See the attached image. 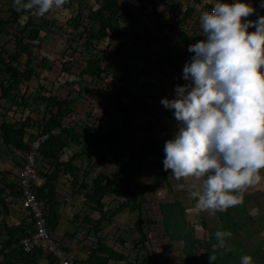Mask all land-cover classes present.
Masks as SVG:
<instances>
[{
    "label": "trees",
    "instance_id": "obj_1",
    "mask_svg": "<svg viewBox=\"0 0 264 264\" xmlns=\"http://www.w3.org/2000/svg\"><path fill=\"white\" fill-rule=\"evenodd\" d=\"M76 1L79 7H84L85 0H69ZM138 2H148L152 4L153 10L158 5H164L169 10L174 12L173 19H166L168 24L172 25V29L177 32V42L187 45L184 50H177L173 55V62L168 63L171 72L170 76L177 79L180 86L185 85L181 83L183 78V69L187 62H189L195 53L189 52V41H197L200 36V26L195 29L197 32L195 36H191L193 25H196V18L194 13L197 12L196 5H188L184 10H180L178 7H174L173 2L167 0H137ZM214 1L207 2L203 0H194V3L201 4L200 18L204 11H211L214 7ZM126 3H133L130 0H95L92 5L88 6L87 17L94 23V26L88 27L85 31L80 33L82 43L85 45L86 52L89 54L86 65L81 69L80 75V88L78 94H69L65 98H60L57 95H41V99L45 101L44 112L42 119L40 120L42 128L38 133H31L30 130L36 128L34 125L35 119L31 115H26L24 118L9 120V112L13 107L29 109L32 101L25 93L21 94V85L24 82H28L33 77L38 76V69L45 67L48 61L47 56H43L40 62H37V56L34 53L33 48L36 46V42L43 43L48 40L53 34L52 26L55 20L47 17H42L43 22L37 27L34 25V17L29 12L19 13L15 8H11V17L4 19L0 15V33H4L13 38L14 49L9 51L5 46L0 49V70L6 75L1 83L2 93L0 95L1 100H6L10 103H0L3 105V113H0L2 121L0 123V140L7 149H13L21 155L22 161L19 163V169L22 166V162L25 158V154L32 147L31 143L40 135H46V139L41 142L38 150V164L44 170H38L34 177L35 189L38 194L39 200L43 201L45 205V219L46 226L53 234L59 225L60 213L58 210V204H61V199L57 200L56 183L61 175L70 174L72 188L74 193H79L85 189L86 202L92 210H97L100 213V217L96 220L90 215H86V223H92L95 233L97 235L96 246L92 248V253L82 263L77 264H109L110 261L124 262L125 264H136V262H130L128 256L120 252L114 246L105 242L104 237L101 234H97L102 230L103 222H110L114 216L121 213L125 208H129L130 211L139 210L140 215L133 227L125 230L124 233L117 237V240L121 244L131 241L138 244L140 248H145L148 241V232L144 229V218L141 214L143 210L142 204L138 202V196L145 202L146 198L143 193H139L137 196L133 191L132 182L136 176V169L134 162L131 160L125 150L119 147L121 136L123 131L129 126L128 118L131 115L133 109L138 108V103L145 99L151 98L153 92H145L141 97H136L135 92H129L131 100L125 102L123 98H118L113 105L117 108L122 117L121 120L114 125L113 129H108L106 132H101L98 128L86 124L84 126V132L78 131L74 125L65 123V119L70 116L78 106L80 102L82 92L84 90L82 84V78L85 76L91 77L93 80H98L103 74L112 75L118 68L120 75L118 77L121 83L117 88L125 89L124 83H133L132 66L124 61L118 63L106 62L103 63V54L108 52L109 49L97 51L94 48V41H102L110 38L115 33L120 32L119 21L123 20L126 23L134 24L137 21V17L132 13L130 7ZM227 3V0H226ZM96 6V7H95ZM182 8V7H181ZM263 13H264V7ZM181 11V12H180ZM52 12V11H51ZM155 13H157L155 11ZM25 15V23H21V16ZM264 14H259V17ZM258 17V19H259ZM74 21V19H73ZM183 24L185 29L179 31L172 24ZM195 22V23H194ZM13 26H15L13 28ZM18 26L21 29H18ZM30 26L33 29L29 34L26 31ZM44 31V36L41 32ZM132 38L143 41L144 36L139 32H135ZM38 45V44H37ZM123 43L118 45V50ZM140 50H134L130 58L136 62L143 61L145 58L139 55ZM23 55H26L24 61H22ZM166 54L164 52L159 53L157 57V63H167L164 58ZM183 67V68H182ZM121 68V69H120ZM68 70V68L66 69ZM70 70V69H69ZM181 80V81H180ZM136 87H141L143 91L150 90V83H143L141 85L135 83ZM154 89V88H152ZM175 118V116H174ZM120 124V125H119ZM148 133V131H146ZM150 134V133H148ZM85 136H89L85 138ZM149 136V135H148ZM73 143L81 146L80 152H74L67 160H62V155L65 150ZM165 145L162 146L157 142L149 140L143 143L142 150L147 154L154 157L153 165L158 168V177H168L172 170L164 169L165 159ZM92 154L97 156L99 164L109 162L115 164L116 168L108 173L99 172L97 176L92 179V186L89 188V180H87L92 173L90 169H86L84 165H90L92 161ZM80 159L83 163L78 166L75 161ZM47 165V168L45 166ZM18 169V170H19ZM19 172V171H18ZM3 178H0V182L6 184L5 187L10 189V193L14 194L16 199H22V192L18 184L17 178L12 183L6 177V171L0 172ZM18 175V173H17ZM39 176L44 179L42 185H37ZM41 179V178H40ZM5 188H0V212L8 213L10 209L9 201H7L5 194ZM121 193L125 200L117 206L108 209L105 198L114 194ZM193 200V204L196 205L197 201ZM246 197L244 196V202L241 205L230 208L226 212H215L221 221L222 230H230L232 237L226 240L225 247L231 246L234 251L224 253V249L217 247L213 248V245L217 244L215 235L207 236L203 239L196 237L195 227L190 220L185 218V213L188 209L182 201L163 202L160 203V211L163 215L162 223L164 224L169 237L172 240L189 241L191 242L194 250L204 249L207 258L211 253L215 252L217 260L215 264H240V257L242 255H251L253 257L254 264H264V240L258 242L253 251L248 253L246 249V239L253 237L264 232V217L253 216L248 214L245 205ZM260 221V227L256 224ZM3 224H0V264H36L42 255V250L35 248L34 250L27 252L23 249L20 240L22 238L30 236L36 232V219L29 215L27 218H23L17 225H9L6 221L2 220ZM256 225V226H255ZM247 227H249L247 229ZM137 233L136 235H134ZM243 233L241 239H237L240 234ZM132 238V239H131ZM193 257L189 254V259ZM50 264H54V258H49ZM210 264H213L209 260ZM141 264H151L148 256L143 258Z\"/></svg>",
    "mask_w": 264,
    "mask_h": 264
},
{
    "label": "rangeland",
    "instance_id": "obj_2",
    "mask_svg": "<svg viewBox=\"0 0 264 264\" xmlns=\"http://www.w3.org/2000/svg\"><path fill=\"white\" fill-rule=\"evenodd\" d=\"M130 1L133 3H126V5L130 7L132 13L137 17L136 23L129 24L120 20V32L102 41L95 40L94 48L97 51L105 48L109 49L108 52L103 54L104 64L109 61L114 63H118L119 61L129 63L132 66L133 83L130 85L124 83L125 89L117 88V86L123 83L118 79L121 73L118 68H114V70H117L114 74H103L98 80H93L91 77L85 76L82 78L84 90L80 102L77 104L78 106L74 112L65 119V123L74 125L80 132H84V126L86 124L98 128L101 132H106L108 129H113L114 125L121 120L122 115L116 111L117 108L113 105L118 98H123L125 102H129L131 95L128 91L135 92L136 97H141L143 93L148 91L153 92L154 94L151 98L140 101L138 108L132 110L128 118L129 126L123 131L119 143V147L123 148L134 162L136 176L132 182L133 191L136 196L139 193H143L146 198V201L143 202L141 197H137L138 202L143 206V210L141 211L144 218L143 226L145 231L148 232L146 247L142 249L138 244H133L131 241L123 245L117 240L120 234L134 226L140 215L139 210L130 211L129 208H125L121 213L114 216L112 221L108 223L104 222L105 226L101 233L104 235L107 243L117 249L126 250L125 252L130 254L131 259H135V254L138 253L142 259L148 256L151 264H210L204 249L194 250L189 241L170 239L169 233L162 223L163 215L159 206L163 202L182 201L188 207L187 216L195 227L196 237L203 239L207 236L215 235L217 230H222L219 216L215 212L198 209L193 204V198L189 195V186L193 183L199 186L201 182L196 181L194 178H189L188 180L182 178L178 181L171 176L172 171L167 174L168 177L166 178L158 177L156 175L158 168L153 165L154 157L142 150L143 143L149 140L164 146L167 141L175 139L180 130V122L174 118L175 110L166 108L161 101L165 98L169 100L176 98L178 82L176 78L170 76L171 72L168 70L170 68L168 63L173 62L172 57L175 51L186 49L187 45L177 42L178 31L173 30L171 28L172 25L170 23L168 24L165 19V17L167 19H173V11L164 5H158L154 8L157 12L155 13L152 4L146 1ZM167 1L173 2L174 7H178L180 10H184L188 5H196L197 12L194 13V17L197 22L196 25H193L194 28L191 31V36H195L197 32L195 28L200 26V18L198 19L197 17L200 15V7L202 5L194 3V0ZM203 1L212 2L214 0ZM94 2L95 0H85L84 7H79L76 1H69L60 9L53 10L45 15L47 18L55 20L52 26L53 34L49 38L50 40L46 42L39 44V42L35 41L36 46L33 50L37 56L36 61L40 62L43 56H47V64L45 67L37 68L38 76L33 77L30 81L24 82L21 85V94L24 92L30 98L32 101L31 107L29 109L13 107L12 111L9 112V120L24 118L30 114L36 121V128L33 129V133H38L42 128L40 120L44 112L43 107L46 105L45 101L41 99V95H57L60 98H65L69 94H78L81 81L79 73L86 65L87 58L89 57L79 35L86 28L94 26V23L87 17L89 12L88 6ZM234 2L236 0H227L229 4ZM242 2L250 4L255 9L252 15L245 18L246 20L256 21L258 20L259 14H264L262 12L264 0H242ZM11 8H14L13 0H0V15L2 18L7 19L11 17ZM19 13H22V11ZM20 20L24 24L26 20L25 15L22 14ZM42 22V18L34 17V25L37 27ZM172 24L179 31L185 29L183 24H176L174 22ZM18 29H21V27L18 26ZM32 29L33 26H30L26 33L29 34ZM255 30L254 27L249 28V32ZM135 32L142 34L144 40L139 41L132 38L131 35ZM44 34V31L41 32V35L44 36ZM194 42L189 41L191 44ZM120 43H123V45L118 50L117 48ZM12 44L13 38L4 33H0V49L2 46H5L9 51H12L14 49ZM136 49L140 50L139 55L145 58L143 61L136 62L130 58V55ZM161 52L166 54L164 60L167 63L156 62ZM25 58L26 55H23L22 61ZM67 68L68 70H66ZM6 77L7 75L0 70V83ZM184 81L183 79L181 83H184ZM145 82L150 83L151 86L153 85L152 88L154 89L143 91L141 87L131 86L135 83L141 85ZM168 83L171 84L172 91H167ZM1 93L0 86V95ZM0 103L10 102L1 100ZM3 112V105L0 104V113ZM1 121L2 117L0 115V123ZM87 137L89 136H85V138ZM1 142L0 140V170H6L10 167L8 159L12 157V153ZM80 151L81 146L71 143L61 158L62 160H67L74 152ZM75 163L78 166L83 164L80 159H77ZM41 164L40 162L39 165L41 166ZM84 167L91 170L90 173L92 174L87 179L91 187L93 183L92 179L99 172L109 174V172L116 168V165L109 162L100 165L97 156L92 154L90 165H84ZM45 168H47V165ZM14 173L15 170L13 171ZM9 176L14 179L17 178V174L15 176ZM1 177L2 175L0 173ZM58 184V189H60L59 199H67L66 203L68 202L67 205L69 208L74 206L70 214L67 213V205L60 206L59 210L60 212L62 211L60 222L67 223L69 219L74 218L75 214H79L80 218L76 220L75 225H79L80 223L86 225L82 222V217L91 208L85 205L83 195L72 194L70 181L65 175H61ZM244 196L247 199L245 205L247 213L257 217H264V181L257 186L249 188ZM124 200L125 198L121 193L105 198L108 209L117 206ZM91 215L98 218L100 213L98 211L91 212ZM260 224L261 222L258 221L256 225L260 227ZM262 225L264 227L263 222ZM69 228L75 229V226L70 225ZM56 234V232L53 233L54 238L62 243L61 235ZM84 234L80 230L78 236L72 240L71 245L78 247L81 244V236H84ZM242 235L243 233L237 239H241ZM93 237V243H95L96 237ZM87 239L85 236L83 240ZM263 240L264 232L246 239L245 246L248 253H251L255 245ZM189 254L193 255L191 259H189ZM110 264L124 263L113 261Z\"/></svg>",
    "mask_w": 264,
    "mask_h": 264
},
{
    "label": "clouds",
    "instance_id": "obj_3",
    "mask_svg": "<svg viewBox=\"0 0 264 264\" xmlns=\"http://www.w3.org/2000/svg\"><path fill=\"white\" fill-rule=\"evenodd\" d=\"M68 2L13 0V7L42 18ZM215 2L200 16L206 40L189 45L195 54L183 69L185 85L176 87L175 99L161 101L180 122L175 139L165 144L164 169L178 181L201 182L189 186L198 209L226 212L264 181V16L246 20L255 9L242 0ZM232 235L217 230L213 248L234 251L225 247ZM209 260L215 264V252ZM240 264H254L253 257L242 255Z\"/></svg>",
    "mask_w": 264,
    "mask_h": 264
},
{
    "label": "crops",
    "instance_id": "obj_4",
    "mask_svg": "<svg viewBox=\"0 0 264 264\" xmlns=\"http://www.w3.org/2000/svg\"><path fill=\"white\" fill-rule=\"evenodd\" d=\"M167 86H168L167 87V91H172L173 90L171 88V84L170 83H168ZM150 90H153V89L151 88ZM12 150H13L12 148L9 149L10 153H12L11 154L12 157L8 159V161L10 163V167L8 169H6V170H0V171H6V173H7L6 174V177L8 178V180L11 183H12V181H13L14 178L10 177L9 175L15 176L18 173V171H19L18 170L19 169V163H21V161H22L21 155L18 152L12 151ZM14 170H15V173L13 174V171ZM65 176L69 179L70 186L72 188L71 179H73V177L70 174H67ZM2 178H3V176H2ZM59 180H60V178H59ZM59 180L56 183V185H57L56 186V190H57V193H58L57 194V200H59V194H60V189H58V185H59L58 182H59ZM36 183H37V185H42L44 183V179L39 176V179L37 180ZM5 185L6 184L0 182V188L2 187V188H5V190H6V193H5L7 195L6 199H7V201H9L10 209H9V212L6 213V214L0 212V224H3L2 223V220H4L9 225H17V224H19L22 221L23 218L26 219L27 217H25V216H29V214L27 212H25L24 210H22L20 198L19 199H16L15 196H14V194L10 193V189L8 187H5ZM89 188H90V186H89ZM71 191H72V194L73 195H79V194L83 195L85 205L89 206L87 204V202H86V196H85L86 190L85 189L81 190L79 193H74L73 188L71 189ZM66 200L65 199H61L62 203L61 204H58V210H59V208H60L61 205H67L68 204V202L66 203ZM84 203H83V205H84ZM66 207H67L66 210L68 211L67 213L70 214V212L73 210V207L74 206H71V208H69L68 205H67ZM61 212L59 210L60 215H61ZM91 212H97V210L95 211V210H92L91 209V210H89L88 213H85L84 216L82 217V222L85 223L86 225L81 224V223L79 225H75L76 224V220L80 218V215L79 214H75L74 218L69 219L70 221L68 220L67 223L66 222H64V223L60 222L61 221L60 220L61 218H59V225H58V228L56 229L55 232L57 233L56 235H59V236L61 235V238H62L61 241H62V243L58 242L56 240V238H55V240L58 242V244L60 245V248H62V250L64 251V253L67 256V258H69L72 261L73 264H77V262L82 263L83 261H85L86 258H88L89 255L92 253V248L94 246H96L97 235L95 233L94 226H93L92 223H86L85 217L88 214L93 219H96L97 220L100 216L98 218H95L94 215L93 216L91 215ZM187 212H188V209H187V211L185 213V218L187 220H189L188 219V216H187ZM106 223H108V222H106ZM70 225L75 226V229H70L69 228ZM101 226H102V229L101 230L103 231V228L105 226L104 225V222L102 223ZM80 230H82L83 234H84L85 231H86V233L84 234V236H81V244L78 247H73L71 245V242H72V240L75 237L78 236ZM101 232H98L97 234L98 235L101 234L104 237V235ZM91 233H92V235H91ZM85 236L88 238L87 240H83L85 238ZM93 236L96 237V242L95 243H93V239H94ZM118 250L120 252L124 253L125 255H127L130 262H136V264H141L142 261H143V259L141 258L140 254H138V253L135 254V259H131L130 254H128V253L125 252L126 250H124V249H121V250L118 249ZM51 256L54 258V260H53L54 261V264H56V257L53 254H50L47 251L42 250V255L40 256V258H39V260L37 261L36 264H50L49 258ZM110 262H113V261H110ZM110 262H109V264H110Z\"/></svg>",
    "mask_w": 264,
    "mask_h": 264
},
{
    "label": "built area",
    "instance_id": "obj_5",
    "mask_svg": "<svg viewBox=\"0 0 264 264\" xmlns=\"http://www.w3.org/2000/svg\"><path fill=\"white\" fill-rule=\"evenodd\" d=\"M217 2L225 3V0H216L215 4ZM201 40H206V37L202 35V28H200V36L197 42ZM45 139L46 135H40L31 143L32 147L25 154L22 166L17 175L18 184L22 192L21 208L36 219V232L28 237L22 238L20 243L27 252L35 248H42L48 253L53 254L56 257V264H73L47 228L45 205L43 201L39 200L35 189L34 177L38 170H44V168L38 164L37 149Z\"/></svg>",
    "mask_w": 264,
    "mask_h": 264
},
{
    "label": "bare ground",
    "instance_id": "obj_6",
    "mask_svg": "<svg viewBox=\"0 0 264 264\" xmlns=\"http://www.w3.org/2000/svg\"><path fill=\"white\" fill-rule=\"evenodd\" d=\"M216 1V0H215Z\"/></svg>",
    "mask_w": 264,
    "mask_h": 264
}]
</instances>
